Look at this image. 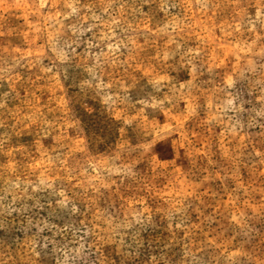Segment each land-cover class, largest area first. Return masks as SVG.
I'll return each instance as SVG.
<instances>
[{
  "label": "rangeland",
  "instance_id": "obj_1",
  "mask_svg": "<svg viewBox=\"0 0 264 264\" xmlns=\"http://www.w3.org/2000/svg\"><path fill=\"white\" fill-rule=\"evenodd\" d=\"M0 264H264V0H0Z\"/></svg>",
  "mask_w": 264,
  "mask_h": 264
}]
</instances>
